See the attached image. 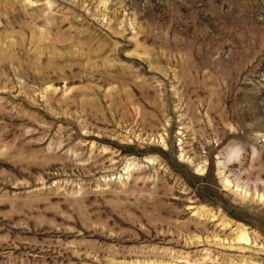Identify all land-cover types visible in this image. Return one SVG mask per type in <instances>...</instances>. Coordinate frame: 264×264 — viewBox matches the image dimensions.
I'll list each match as a JSON object with an SVG mask.
<instances>
[{"label":"rangeland","instance_id":"1","mask_svg":"<svg viewBox=\"0 0 264 264\" xmlns=\"http://www.w3.org/2000/svg\"><path fill=\"white\" fill-rule=\"evenodd\" d=\"M0 264H264V0H0Z\"/></svg>","mask_w":264,"mask_h":264},{"label":"bare ground","instance_id":"2","mask_svg":"<svg viewBox=\"0 0 264 264\" xmlns=\"http://www.w3.org/2000/svg\"><path fill=\"white\" fill-rule=\"evenodd\" d=\"M224 162H222V166H223ZM242 237H244V235H242Z\"/></svg>","mask_w":264,"mask_h":264}]
</instances>
